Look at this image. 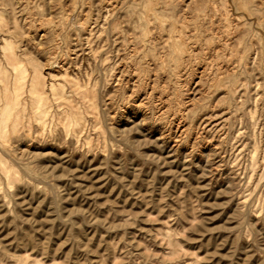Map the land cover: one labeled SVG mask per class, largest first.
<instances>
[{
  "label": "rangeland",
  "instance_id": "374dc122",
  "mask_svg": "<svg viewBox=\"0 0 264 264\" xmlns=\"http://www.w3.org/2000/svg\"><path fill=\"white\" fill-rule=\"evenodd\" d=\"M0 264H264V0H0Z\"/></svg>",
  "mask_w": 264,
  "mask_h": 264
}]
</instances>
